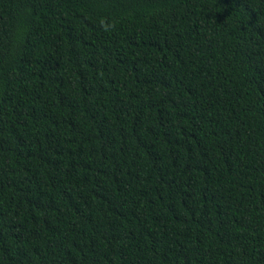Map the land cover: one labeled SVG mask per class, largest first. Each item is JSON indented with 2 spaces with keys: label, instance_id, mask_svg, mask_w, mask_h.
<instances>
[{
  "label": "trees",
  "instance_id": "trees-1",
  "mask_svg": "<svg viewBox=\"0 0 264 264\" xmlns=\"http://www.w3.org/2000/svg\"><path fill=\"white\" fill-rule=\"evenodd\" d=\"M0 264H264V0H0Z\"/></svg>",
  "mask_w": 264,
  "mask_h": 264
}]
</instances>
